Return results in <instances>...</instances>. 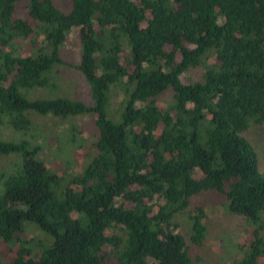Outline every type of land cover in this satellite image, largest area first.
<instances>
[{
	"label": "trees",
	"instance_id": "trees-1",
	"mask_svg": "<svg viewBox=\"0 0 264 264\" xmlns=\"http://www.w3.org/2000/svg\"><path fill=\"white\" fill-rule=\"evenodd\" d=\"M71 2L0 0V125L93 114L99 131L78 175L54 173L32 140H0V264H211L192 255L211 203L245 223L221 264H264V172L245 136L264 127V0ZM73 32L94 103L30 99L58 91Z\"/></svg>",
	"mask_w": 264,
	"mask_h": 264
},
{
	"label": "rangeland",
	"instance_id": "rangeland-1",
	"mask_svg": "<svg viewBox=\"0 0 264 264\" xmlns=\"http://www.w3.org/2000/svg\"><path fill=\"white\" fill-rule=\"evenodd\" d=\"M57 6L64 13H70L72 10L71 0H54ZM66 48L62 51V58L69 62V66L64 65L59 67V75H56L55 82L58 84V91L48 92L35 89L28 92L30 99L37 98H57L66 97L71 100L81 101L87 106H92L94 103L92 88L90 84L85 80L78 69L80 61V45L76 32H73L68 37V43ZM29 45L22 47L25 52L29 51ZM200 77V71L196 73H190L189 79H198ZM117 88V87H116ZM118 92L113 99H117L116 102L112 100V103L117 102L123 98V91L121 88L115 89ZM163 101H168V98H164ZM119 104V103H118ZM165 107L166 104H163ZM112 109V106H111ZM110 109V114L112 113ZM33 127L28 133L19 134L12 128L6 125H0V140L9 142H18L21 140H32L34 145H40L43 147L42 158L46 162L47 166L59 175L71 174L78 175L82 173L84 168L92 161L94 155L97 153L94 147L90 157L86 156V152L90 147L94 146L99 131L95 125L96 118L93 114L80 115L75 117H69L68 119L57 118L51 114L39 115L35 112L29 113ZM77 129V131H74ZM245 136L251 140L260 152V170L264 172V127L252 128L245 133ZM83 144L78 149V145ZM17 155H10L7 157L10 159ZM6 158L0 157V168L5 164ZM2 193V191H1ZM0 193V195H1ZM213 202V201H209ZM206 224L208 227V236L206 243L201 247L194 249L192 255L194 259L199 257H208L212 261L211 264H221L220 257L225 255V249L234 245L232 243H245L244 228L245 223L243 220H236L235 218L225 214L224 210L220 206H214L213 203L206 207ZM227 215V216H226ZM29 230L27 236L33 239L53 243V239L49 235H45L40 232L34 224H29ZM226 228L225 232L223 230ZM30 238V239H32ZM0 249H5L4 244L0 240ZM17 247L12 253H16ZM227 255L225 258L229 260L233 257ZM228 260V261H229ZM106 264H119L115 259H107ZM227 264H231L228 263Z\"/></svg>",
	"mask_w": 264,
	"mask_h": 264
}]
</instances>
